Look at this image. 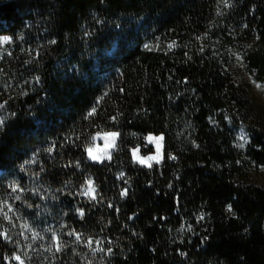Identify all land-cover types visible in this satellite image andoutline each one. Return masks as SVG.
I'll return each instance as SVG.
<instances>
[{"label": "trees", "instance_id": "1", "mask_svg": "<svg viewBox=\"0 0 264 264\" xmlns=\"http://www.w3.org/2000/svg\"><path fill=\"white\" fill-rule=\"evenodd\" d=\"M241 75L264 88V0H0V264H264Z\"/></svg>", "mask_w": 264, "mask_h": 264}, {"label": "rangeland", "instance_id": "2", "mask_svg": "<svg viewBox=\"0 0 264 264\" xmlns=\"http://www.w3.org/2000/svg\"><path fill=\"white\" fill-rule=\"evenodd\" d=\"M239 80H242V82H246L248 84L249 94L250 97L253 98L256 108L264 112V88L251 84V82H249L248 77L245 75H241ZM111 133H115V132L101 133L96 135V137H94L92 145L87 149L86 152V158L88 161L93 163H99L108 160L110 158L117 144V135H116L113 146V138L111 135H109ZM150 137H161V135L158 136L151 134L145 138L146 143L153 147L152 153L142 156L141 153H139L138 147L131 149L132 160L141 166H149L150 164L153 163H159L161 162L162 157L164 155L163 154L164 139L162 141H157L155 139H149ZM89 149L92 150L91 155H89ZM93 156L97 157V159H93L92 158ZM151 157H155L156 159H149ZM141 161L144 162L142 163ZM16 261L17 263L21 264L20 260H16Z\"/></svg>", "mask_w": 264, "mask_h": 264}, {"label": "snow or ice", "instance_id": "3", "mask_svg": "<svg viewBox=\"0 0 264 264\" xmlns=\"http://www.w3.org/2000/svg\"><path fill=\"white\" fill-rule=\"evenodd\" d=\"M8 39H9V38H5V39H4V42H8ZM0 124H2V121H0ZM109 135H111L112 138H113V146H114V139H115V136H116L117 134H116V133H111V134H109ZM149 139H155V140H157V141H162V140H163V137H162V136H161V137H150ZM242 139H243V137H242ZM241 146H242V145H241ZM91 153H92V150L89 149V155H91ZM92 158H93V159H97V157H95V156H93ZM149 159H156V158H155V157H151V158H149ZM141 162L143 163L144 161H141ZM13 190H15V189H13ZM94 191H95V190H94V188L92 187L91 182H89L88 188H87V190L85 191L84 194H85V195H91ZM17 198H18V197H17ZM92 198H95V197L93 196ZM0 210H2V209H0ZM9 210H11V209L9 208ZM81 215H83V213H81ZM77 238H79V237H77ZM15 259L19 260L20 257L17 256V257H15ZM21 264H23V261H21Z\"/></svg>", "mask_w": 264, "mask_h": 264}]
</instances>
